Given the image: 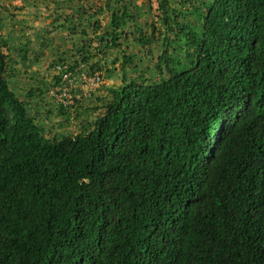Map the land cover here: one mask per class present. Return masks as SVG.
I'll list each match as a JSON object with an SVG mask.
<instances>
[{
	"label": "trees",
	"instance_id": "16d2710c",
	"mask_svg": "<svg viewBox=\"0 0 264 264\" xmlns=\"http://www.w3.org/2000/svg\"><path fill=\"white\" fill-rule=\"evenodd\" d=\"M130 1L107 0L93 52L51 61L53 85L113 49L122 71L137 58L119 38ZM153 1L133 40L160 44L153 73L75 134L43 135L27 106L43 90L19 96L0 51V264H264V0ZM60 19L72 35L78 16Z\"/></svg>",
	"mask_w": 264,
	"mask_h": 264
},
{
	"label": "rangeland",
	"instance_id": "374dc122",
	"mask_svg": "<svg viewBox=\"0 0 264 264\" xmlns=\"http://www.w3.org/2000/svg\"><path fill=\"white\" fill-rule=\"evenodd\" d=\"M105 3L107 0H0V39L4 42L0 51L9 58L10 87L23 99L24 93L31 89L43 90L37 99H27V106L40 122L43 135L47 138L61 133L75 134L87 129L88 124L102 114L103 110L99 106L110 97V91L120 85L123 77L128 82L140 72L146 76L153 73V62L160 51V44L153 43L147 53L140 50L133 40L136 27H145L149 34L150 30L143 24L148 25L155 19L156 5L153 0H150V6L144 0H131L129 15L133 19L126 21L124 25L120 23L122 33L119 38L121 44L137 58H133V62L125 66L123 71L119 66V54L114 49L87 60L86 63L80 61L79 72L87 76H90L88 66L92 62L98 59V64L102 66L100 71L93 72L100 76L101 83L90 93L84 91L77 77L74 78L73 86L79 87L71 88L73 92L68 90L65 96L58 90L59 85H53L52 76L56 73L50 67L52 60L60 59L65 65L80 60L78 52L83 41L91 40V48L85 49L91 53L97 44V37L108 31L109 11ZM83 5L89 8L87 12H80ZM99 8L102 10L98 11ZM91 12L94 13L90 17L88 13ZM69 15L78 16L76 25H73L75 30L72 25L68 27L74 31L72 35H69L68 29L58 27L60 17ZM93 23L98 24L99 28H94ZM80 31L84 32L82 38L78 35ZM23 44L27 46L26 53L24 58L19 59L14 50ZM155 80H158L156 75ZM69 93L75 96L79 94L76 104L70 103ZM58 104L65 107L60 110Z\"/></svg>",
	"mask_w": 264,
	"mask_h": 264
},
{
	"label": "built area",
	"instance_id": "2783aa9c",
	"mask_svg": "<svg viewBox=\"0 0 264 264\" xmlns=\"http://www.w3.org/2000/svg\"><path fill=\"white\" fill-rule=\"evenodd\" d=\"M55 73L60 71L59 66H55ZM58 74V73H57ZM77 77V80L82 83V86L84 88L85 92H92L93 90L97 89L101 83L100 80V76L97 73H93L90 76H87L86 74H84L83 72H79L77 74H70L68 71L66 72H62L60 75V85L58 90L61 92L62 96L66 95V92L68 90H70L71 88L76 89L79 86H73L74 83V78ZM73 92V90H70ZM69 101L72 104V99H78L79 98V94L75 95H71L69 93L68 95Z\"/></svg>",
	"mask_w": 264,
	"mask_h": 264
}]
</instances>
